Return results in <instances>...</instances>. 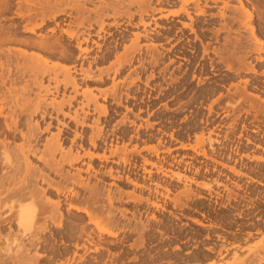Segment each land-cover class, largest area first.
Returning a JSON list of instances; mask_svg holds the SVG:
<instances>
[{"label":"bare ground","instance_id":"6f19581e","mask_svg":"<svg viewBox=\"0 0 264 264\" xmlns=\"http://www.w3.org/2000/svg\"><path fill=\"white\" fill-rule=\"evenodd\" d=\"M10 1L11 0H0V9L5 10L8 6H10ZM249 1L250 0H179V3L175 2L176 4H180L179 9L171 10L166 15L161 14L159 18H167L169 15L175 17L186 15L189 18L190 23L185 22L182 24V27L189 28L193 33H196L194 23L195 15L197 17H205L207 15V9L216 8L222 4V9L231 10L233 14L230 17L227 16L226 12H220V14L216 15L223 21L229 18L230 22H228L229 24H226L225 22L223 27L215 31L214 34L218 36L222 31L229 34L232 30L230 23H239L241 27L248 29L252 37L254 48H244L245 50L241 52L244 53L243 56L236 57V61L241 68L245 67L250 72L256 74V68L251 62L247 61V57H250L253 52H264V42L259 38L260 36L258 35L257 26L255 24L256 14L253 8L249 7ZM153 2L154 0H18L15 3L18 7L16 15L21 18V23L12 25V27L0 26V136L4 137L3 139H0V264H49L48 261L60 260L63 258L64 252L60 251L56 245V242L60 238L63 239L61 236L63 234L59 231L66 224V217L63 212V207L67 204L69 206V210L73 209L76 212L84 213L87 216L88 224L94 225L95 229L99 233V238H102V235L105 234L110 237L116 236V232L111 230V227L113 228L118 226V221L114 219V216L109 211L107 212V215L104 213V211L107 210V205L105 206L104 204H100L101 199H104L103 196L106 188H104L102 192L99 188H97L98 186L90 185L88 182L90 181L89 178L88 181H86L83 174L86 173L88 175H94L96 178L98 175L104 174L110 178H115V180L119 178L121 179L120 172L113 169V167H111L106 172H102L101 169L95 170L91 162L97 159L101 163L112 162V164L115 163L119 166L121 164L127 165L130 163L129 154L125 147L127 145L124 147L122 146L123 148L121 147L120 149L118 147L116 149H110L109 155L106 154L105 149L104 151L102 149V154H99V152L94 153L92 150L86 151L87 145L93 149H98L103 146L107 147L108 141H110L109 138L111 139L110 134L106 135V131L105 134L103 133V126L105 125H101L102 121L100 122L99 118L100 116H107L111 110H109L106 105L100 104L98 101L99 97H102L104 100H106L110 92L108 90H100V95H97L94 93V89H90V87H87L85 90H81L78 80L81 79L82 81L87 82L92 81L103 83L105 82V77H110L112 68L113 73L117 75L126 67L130 69L134 68L131 70L132 72H136L140 69L148 70V66L146 67L147 64L154 70L161 67L163 64L164 54L156 53L158 52L156 45H152L156 49V52L152 51L149 53L152 57L151 62L145 64L146 62L143 63L140 61L139 65H135V62L138 63V59L136 60V54L140 55L144 48L141 45L140 40L141 38L146 39L147 37H150L148 36L147 27L153 24V22H145V16L152 12L150 14L155 18V13L162 11V9L155 8L156 6L152 7ZM161 2H163V0ZM231 2H237L238 5L234 6L231 4ZM87 4L94 5V8H87ZM172 5L174 4L172 3ZM133 9L134 11H132ZM91 15H94L95 18H91ZM135 16H138L139 18L138 23H133ZM90 18L95 19V22H93L94 20L92 21ZM110 18L114 20V23H106V19ZM124 18L128 19L127 23H119L116 21L117 19L122 20ZM124 21L125 20H123V22ZM153 21L156 27H161L156 18ZM52 22L54 23L55 27L49 30V32L51 31L52 33H55L56 28H61V34L67 36L69 45L62 44L63 36L55 37L54 40L52 38L53 41H48L43 38L39 40H30L18 37L19 33L17 30L19 28L23 29L22 32L24 33L35 34L37 30L44 28ZM31 23H35V25L30 26ZM64 26H67L68 28H64ZM130 28L137 30L143 28V33H132L134 37V39L131 40L132 45L124 47V52L122 54H114V51L119 48L118 43H121V40L123 39L122 32L128 31ZM151 28L152 27H149V30ZM112 29L115 31L113 32ZM116 33H118V35H116ZM107 36L113 39V43H111L108 47H106L107 44H105L108 40ZM73 42L75 43V45H73L74 50L78 52V55L76 56H73V51H71L70 48ZM112 44H114V46H111ZM12 45H15V47L16 45H20L22 47H26L27 49L24 48L26 50L33 49L38 52H36V54L33 53L32 55L29 54V56L27 51L23 49L17 50L15 47H12ZM146 49H149V46H147ZM206 52L207 48L205 47L204 53ZM44 53L49 54V57L50 55L54 57L59 55L66 64H63V61H61L62 63L59 61L60 63H54L50 66L48 58H45V55H43ZM218 53L219 52H217V54ZM94 55L95 57H93ZM112 57L115 58V61L111 64V66L110 63L108 65L109 67L106 66L107 69L109 68L107 72L106 70H102L103 68L101 69V67L99 69L101 64H104ZM256 59V61L263 62L264 57L259 55ZM80 61L81 63L79 64ZM173 61L171 60L172 63ZM225 67L226 71H231L233 69V66L230 63ZM167 68L168 66L164 69V71H166ZM95 70H98L99 73L96 74ZM15 71L22 73H26V71H32V73H34L36 76L34 82H36V79L39 80L40 76L43 78L47 76L49 77V82H53L54 84V86H51V84L45 86L42 78H40L42 79L40 82L37 80L36 85L38 86L37 88H39V92L38 95H36L38 97V101L35 102V108L32 106L34 110L31 108V104H29L30 102H28L27 99H24L25 96L29 94L30 89L24 86L22 91H18L13 87L6 88L8 84H13V82L17 80L13 77L16 73ZM60 73H62L64 76L62 81L59 80ZM77 76H80V78ZM151 77L155 78V75L152 74ZM137 78L140 79V77ZM113 82V89L111 93L113 94L112 97L117 98L120 96H118L120 93L116 91L117 84L115 83L114 79ZM201 83L202 81L199 80V84ZM246 83H248V81H246ZM60 85H63L64 92L71 89L73 96H70L69 94V97L66 96L68 99L62 98L61 101H57V99L54 98L50 103H47L49 100L46 101V98L49 94H59ZM80 94L84 97L83 102L87 101V104L85 103L86 105L81 108L84 115L81 117L78 111H75L74 114L65 112L64 108H66V106L68 107V105H74L72 104L73 100H75L78 95L80 96ZM236 94L241 100L235 102L232 108H236L237 105L242 101L250 100L251 97L264 102V99H261L258 94L249 93L245 89H240L237 87ZM9 97L12 98V105L9 103L10 101H8ZM133 97L135 98V96ZM221 97L222 96H220V98ZM219 99L215 100L214 103L219 101ZM90 104L93 105L92 110L88 109V111H85V107L89 108ZM117 104L121 105V101H118ZM212 105L209 106V112L212 111ZM251 108L254 109L257 114H264L263 107L256 108V105L253 103ZM126 110L131 111L132 109L126 107ZM31 112L32 117L33 113H35L34 115L38 113L41 117V122H45L47 119L49 121L50 119V121L47 122V127L43 131L50 130L52 126H54V121H56V124H58L57 135L52 136L51 139L47 140L45 149L41 151L43 153H40L41 155H39L40 149L35 148L39 142H36L37 139L35 140V143L31 140L34 139L33 135L35 134L31 135L30 132H27V134L20 128L22 124L21 119L26 114ZM90 114H97L99 117H97V119L94 118L93 122L89 123ZM66 119H69L70 122L74 123L76 127L74 136L72 135L73 138H69V135L66 137L65 134H62L63 128H66L64 130L68 131L67 129H69L70 126L69 123L65 122ZM121 123L124 125L126 122L121 121ZM39 125L41 124L37 121L36 126L32 128L37 127L38 129ZM129 125L134 126L135 122H129ZM149 125L150 124H148V126ZM78 127H81L83 131L78 132ZM85 128L91 130L89 136L86 135L84 131ZM111 131L113 133V130ZM36 132L37 131L34 133ZM36 135H40V133H36ZM17 136H20V138L23 140L22 144L20 146L18 145V147L15 145L16 148H14L15 146L11 148L12 143L15 142L12 140L19 138ZM67 143L71 144L68 150L65 149ZM100 143L102 146H99ZM198 143L200 146V144L204 143V140L199 138ZM159 145H161V140L159 141ZM159 145L147 148L150 152L159 157ZM192 149L194 151L196 150L195 147H192ZM262 150L264 151V149ZM134 151L137 154L141 153L139 152L140 149L138 151L135 148ZM170 151V149L167 150V152ZM205 152L203 154L207 155V152ZM57 155H60L59 159L57 158ZM37 157L38 160L43 163L44 167L52 172L56 178H59L58 181H55V177L54 179L51 178V174L49 175L46 172L44 173L43 170L41 171L38 166L36 167L33 164L32 159ZM115 157H117V160H115ZM86 159L90 160L88 163H86L87 167L77 168L76 173L65 169L66 165L73 168L76 166V164H79ZM210 159L212 160V158ZM256 159L264 161V157H257ZM143 163L144 165L156 167L157 172H163L162 166H158L157 163L152 162L147 158H143ZM11 171H13V173H11ZM144 171L149 174L152 173V171L147 170L146 167H144ZM233 171L239 174V172L235 170ZM114 173L117 174L115 175ZM174 175L179 180H181V176L183 177V175L180 176L179 173H175ZM129 182L133 181L130 180ZM258 183L264 185L261 182ZM44 184L47 187H44ZM133 185L135 187H143L137 183H133ZM77 188L81 190H77ZM189 189L185 190L184 195L188 198L191 196H196V194ZM83 191H89L90 196L86 197V199H81ZM169 192V189H167V194ZM106 193L107 197L105 196V198H107L109 205H112L115 196L114 192H112V196L111 190L106 189ZM121 193L122 191L118 194ZM53 196H56L57 198L55 199ZM127 196L129 199H131V201H136L139 203L144 200L141 195H136L134 191L127 193ZM118 198L115 200H118ZM107 200L105 199V201ZM175 201L180 202V198L176 199ZM79 202L84 203L85 205H82ZM152 205L158 209L160 207V204L157 202H153ZM77 219V221H83L82 217L77 216ZM7 225L9 226L6 227ZM14 225L17 226L16 229H12ZM52 229L56 230L51 232ZM95 229H91L92 231H89L87 226L84 224L81 225L80 229L73 227L69 230V232L67 231L68 234L65 233L67 235L66 239H68V241L71 243L72 241L75 242L74 248H78L79 241H84L83 243L86 241L88 244L94 243L97 244L99 248H103L104 246H102L103 244L101 239L97 238L99 240L95 241V235H98L97 232V234H95ZM49 231L51 232L50 237H45V235L43 236L45 232ZM141 235L143 234L141 233ZM61 242L63 243V240ZM261 243L257 246V248L261 247ZM80 245L82 246L83 244L80 242ZM84 246L87 248V245ZM97 246H95V248ZM99 248H96V251H98ZM257 248L256 250H253V252H256ZM33 251L34 253H32ZM47 251H51V256H47ZM257 253H259V251H257ZM258 258L259 259L257 260L256 264H264V255H259ZM244 260L239 259L237 253H235L234 260L232 262L229 261L227 264H246ZM215 262L210 264H216Z\"/></svg>","mask_w":264,"mask_h":264},{"label":"rangeland","instance_id":"374dc122","mask_svg":"<svg viewBox=\"0 0 264 264\" xmlns=\"http://www.w3.org/2000/svg\"><path fill=\"white\" fill-rule=\"evenodd\" d=\"M16 1H18V0H15V1L11 0L10 6H8L5 10L0 9V26L12 27V25H17V24L21 23V18L16 15V11L18 9V7L15 4ZM231 4L234 6L238 5L237 2H231ZM248 5L250 8H253V10L255 11V14H256L255 15V24L257 26L258 35L260 36L259 38L264 42V0H250ZM86 7L92 9V8H94V5L87 4ZM166 7L169 8L168 11L162 10L159 14H156L154 16L157 17V16H160L161 14L166 15L169 13V11L173 10L172 8H170L168 6H166ZM209 10H213V11L218 10L219 11L218 14H220V12H226L228 17H230L233 14L231 10L222 9V4H220L215 9H207V14H208ZM132 11H134V9ZM86 15H88V14H86ZM90 17L95 18L94 15H91ZM179 17L169 15L167 18H165V20H170L171 18H179ZM199 18L204 19V16H199ZM138 19H139L138 16H135V18L133 19V21H134L133 23L137 22ZM91 20L92 21L94 20L93 22H95V19H91ZM106 20L105 21L108 24L114 23V20L112 18L106 19ZM123 20H125V21L123 22ZM127 20L128 19L124 18L122 20L117 19L116 21L119 23H121V22L127 23ZM147 21H145V22H147ZM157 22L159 23V25H161L162 28L156 27L154 24H151L149 27H152L154 30L152 28L149 30V27H147L148 36H150V34H152V33L157 35L158 32L163 31V26H167L166 24H163L159 20ZM225 22H226V24H229L228 23V22H230L229 18H227V20H225V21L222 20L221 22H219V24H215V25H209V24H204V23H198L197 25L195 24L196 33H193L194 35L195 34L196 35H207V36L214 35L216 40H213V41H217V42H213L212 40L207 39V41L209 43L207 44V47H206L207 52L203 56L204 57L203 61L205 64L207 62L212 61L209 64L211 71H207V73H202V74L196 73V75L201 77V79H199V80L202 81V83L199 84L198 87L196 86L197 78H194L195 80L192 82L191 86L189 88H187L185 86V83H187V81H188L187 79L189 78L187 76V74L186 75L183 74L182 71L177 72L175 70L174 71L172 70L173 69V66L171 65L172 62H171V60H170V62L168 60L169 59L168 54H170V53H169V50H168V53L166 51V48H169V44H165L164 40H151L149 38H146V39L141 38L140 43L144 48H143V51H141L140 55L136 54V60L138 59V63L135 62V65L136 66L139 65L140 61L143 63L146 62L145 64L151 62L152 57L150 56L149 53H151L152 51L156 52L155 51L156 49L152 46V45H156L157 46L156 48L158 51L156 53H163L164 54L163 64L161 65L160 68H157L154 70L153 68H151V66H149L147 64L146 67L148 66L147 67V69L149 68L148 70H146V69L141 70L140 69V70H137L136 72L135 71L132 72L131 70L134 68L130 69V68L126 67L125 68L126 70L123 69L121 72H119V74L115 75L113 73V70H112L113 68L110 67V68H112L111 72H110L111 73L110 77L109 78H108V76L105 77V82H103V83H97V82H92V81L87 82V81H82L81 79L78 80L80 83L81 90H85L87 87H90V89H94L93 91L97 95H100V90L101 91L108 90L110 92L108 95V98L106 100H104L102 97L98 98V101L100 104L106 105L108 107V109L111 110L110 113L107 116H100V117L97 114H93L95 116L90 114L89 115V123L90 122L92 123L94 118L97 119V117H99L100 122L102 121L101 125L102 124L105 125V126L102 125L104 128L103 133L105 134L107 132L106 135L111 134L110 137H111V139L113 138V141H112L113 143L111 142V139L109 138L110 141H108L109 145L107 144V147L103 146V147H100L98 149H93L89 145H87L86 151L92 150V152H94V153L99 152V154H102L104 149H105L106 154L109 155L110 149H116L117 147L120 149L122 146L124 147L125 145H127L125 147L127 149V152L129 154V158H130L129 164H127L125 166H124V164H121L123 167L116 165V164L114 165L112 163H106V162L101 163V162H99V160L95 159L91 162L94 169L95 170L101 169L102 172H106V170H109L110 167H113V169L120 172V175H124V174L128 173V171H127L128 167H130V171L131 170L136 171V169H132L134 163L139 164L142 162L143 168L146 167L147 170H151V171L157 170L156 167H152L151 165H144L143 158H147L150 161L157 163L158 166H162V170H163V172L158 174L159 177H161V181L157 185H149L146 181V179H147L146 178L145 181H143V183H142L143 184L142 188L141 187H135L133 185L124 186L120 181L115 180V178H110L104 174L98 175L97 178L94 175H88L86 173L83 174L86 181H88V178H89L90 181H88V182L90 183V185L98 186L97 188H99L102 192H103L104 188H106L107 190L110 189L111 193L114 192L115 196H114V200H113L112 205H109L107 198H105V196L107 195L106 189H105L104 196H103L104 199L103 198L101 199L100 204H104L105 206L107 205L106 206L107 210L105 209L106 211H104V213L106 215H107V212L109 211L114 216L115 220L120 221L122 218V214L126 213L129 210L128 208H130L131 205L141 204V203L131 201V199L128 198L127 193L133 192V191L135 192L136 195H141L143 197L144 200L142 201V204H145L146 202H148L150 200H154L158 204H163V201L168 202L169 201L168 198L173 196L174 193H176V196L177 195L179 196V194H182L185 190H188L189 188H190L189 190H191L192 192L197 194L196 196H191V197L206 196L208 193L210 195L223 194V191H220V189H222V186H220L216 180H212L211 182H208V183L197 182L196 181L197 177L190 175V173H188V171L175 170L174 168L167 165V163L174 162V160H177V163L179 162V163L183 164V163L197 162L198 160L203 159V157L208 156L206 158L207 162L225 163V162H232V158H234V159L237 158L238 163L246 162V163H250L253 165H257L256 170H258V172H260V173H256V175H251V176L253 177V179L258 180L259 182L264 184V161L256 159L257 157H264V152L261 149H257L254 152H250V150H246L244 152L245 155L242 156L241 153H243V151L241 149L238 150V147L236 149H234L236 143H231L230 141L235 139L236 142L237 141L244 142V137L240 136L239 138H236L233 136V134H231V133L228 134V132H237V131L246 132V131H249L251 129L264 131V114L263 113L257 114L255 112V110L251 108L253 103L256 105V108H260V107L264 108V102H261L255 98L251 97L250 100L242 101L237 105L236 108H232V106L235 104V102L241 100L239 98V96L236 94L237 87L240 89H245L249 93L258 94L261 97V99H264V73H263L264 72V60H263V62L256 61L257 60L256 58L259 55L264 57V52H260V53L253 52L250 57L249 56L247 57V61L251 62L252 65H254V67L256 68V70H257L256 74L250 72L245 67L241 68L236 61V57L243 56L244 53H241V52H243L245 50L244 48H246V47H247L246 49H248L249 47L254 48V45L252 43L251 34H250L248 29L241 27L239 23H234V24L230 23L232 30L229 34L222 31L219 33L218 36L215 35L214 32L217 31L218 29L222 28L223 24H225ZM35 23H31L30 26L35 25ZM54 27H55V25L53 22L49 23L44 28L37 30V32L35 34L24 33V32H22L23 29L19 28L17 30V32L19 33L18 37L19 38L22 37V39L26 38V39H30V40H39V39L43 38V39H46L48 41L49 40L51 41L52 38L54 40L55 37L63 36L62 37V44H68L69 45V42L67 41V36L64 34L63 35L61 34V28H56L57 32L55 31V33H52L51 31L49 32V30H51ZM64 28H68V27L64 26ZM107 29H108V27H107ZM142 30H143V28H140L138 30L130 28V29H128V31L122 32L123 39L121 40V43L119 42L120 44L118 43L119 48L116 51L113 50L114 54H117V53L122 54L124 52V49H123L124 47H126V46L128 47V46L132 45L131 40L134 39L132 33H134V32L135 33L136 32L143 33ZM201 30H202V32H201ZM209 30H212V31H209ZM112 31L114 32L115 30L112 29ZM189 32H192L189 28H183L181 26V31L178 34H181V33L188 34ZM56 34H57V36H56ZM52 35H53V37H52ZM116 35H118V33H116ZM31 38H33V39H31ZM107 39L108 40L105 43V44H107L106 47H108L111 43H113L112 38H109L107 36ZM210 42H212V44H210ZM73 45H75L74 42L71 44L70 48H71V51H73V54H74L73 56H76V55H78V52L74 50ZM18 46H20V45H16V47H15V45H12V47H15L17 50L23 49V50L27 51L28 55L29 54L32 55L33 53L36 54V52H38V51H35L33 49L32 50L28 49L29 50L28 51V50H26L27 49L26 47L20 46L21 47L20 48ZM111 46H114V44H112ZM147 46H149L150 50L146 49ZM24 48H26V49H24ZM146 50H148V51H146ZM217 52H219L220 54L219 53L217 54ZM43 55H45L44 56L45 58H48L50 66L54 63H60L61 61H63L59 55H57L59 58L57 56H55L56 57L55 58L54 56H51V55L49 57L48 56L49 54H45V53ZM93 57H95V55ZM112 58L104 63L106 65L101 64V66H99V69L101 67V69L103 68L102 70H106V72H107V70L109 68L107 69L106 66L109 67L108 66L109 63L111 66V64L115 61V58L114 57H112ZM172 58H173V56H172ZM214 60H217L219 63L218 64L215 63ZM80 63H81V61L79 62V64ZM229 63L233 66V69L231 71H226L225 66L228 65ZM63 64H66V63L63 61ZM170 65H171V67H170ZM167 66H168L167 70L164 71V69ZM216 67H218V70H216ZM151 70H154V71L150 74ZM168 70H169V72H168ZM232 71L239 72L237 75L238 77H233V78L227 79L226 76H231ZM15 72H14L15 74L13 77H14V79H17V80H15L13 82V84H8L6 86V88L13 87L14 89H17L18 91H22V89L24 87H27L28 89H30V91L33 90L31 92L29 91L30 95L28 94L29 96L27 95L24 98V99H27L28 102H30L29 104H31V108H33L35 105V102L38 101V97L36 96V95H38V92H39V88H37L38 86L36 85L38 79H36V82H34L36 76L34 75V73H32V71H26V73L25 72L22 73V72H18V71H15ZM213 72L217 73L218 76L212 77ZM244 72H247V73H244ZM95 73L96 74L99 73L98 70H95ZM61 74L62 73H60L59 80L62 81L64 76H63V74L62 75ZM152 74L155 75V78L151 77ZM22 75H23V77H22ZM18 77H20V78H18ZM77 77L80 78V76H77ZM137 77H140V79H138ZM40 78H42L43 80ZM40 78H39L38 82H40L42 80L45 86L49 85V84H51V86H54L53 82L52 83L49 82V77L45 76L43 78L40 76ZM113 79H114L115 83L117 84V90L116 91H118L120 93V94H118V96L120 95L119 96L120 98L119 97H117V98L112 97L113 94L111 93V91L113 89V83H114ZM215 80H217L216 82L225 85V87H218V89H219L218 91H215L214 89H212V87L215 86V83H213V81H215ZM246 81H248V83H246ZM81 82H82V84H81ZM143 83H145V84H143ZM138 85H140V86H138ZM82 86H83V88H82ZM214 91L217 94L212 96L211 94H213ZM69 94H70V96H73V92L71 91V89L64 92L63 85H60V91H59V94H57L58 96L55 93L53 94L55 96H53L52 94H49L46 98V101L49 100L47 103H50L54 98H56L57 101H61L62 98L68 99L67 97H69L68 96ZM206 95H208L207 96L208 99H204L206 97ZM133 96H135V98ZM220 96H222V97L220 98ZM18 97H20V96H18ZM142 97H143L144 102L141 104V106L146 111H144L143 113H139L137 111V108H139V106L134 105V103L136 104L137 101H139V99H141ZM9 99H8V101H10L9 103L11 104L12 98L9 97ZM217 99H219V101L214 103V101ZM83 100H84V97L81 94H80V96L78 95L77 98L75 100H73V102L74 101L75 102L74 103L72 102V104H74V105H71V106L68 105V107L66 106V108H64L65 112H69L71 114L72 113L74 114L75 111H78V113L82 117V115H84V113L81 110V108L87 104V101L83 102ZM118 101H121V105L117 104ZM210 105H212V107H213L211 112H209V106ZM126 107H128L129 109L131 108L132 110L127 111ZM202 107H208V109H203ZM34 108H33V110H34ZM78 108H79V110H78ZM92 108H93V105L90 104L89 108L85 107V111H88V109L92 110ZM31 114H32V112L29 114H26L21 119L22 124H21L20 128H21V130H23V132H26V133L30 132L31 135L35 134V135H33L34 139H31V140L35 143V140L37 139L36 142L38 141L39 144L37 146H35V148L40 149L39 155H41L40 153H43L41 151L45 149V144H46L47 140L51 139L52 136L57 135L58 124H56L57 122L54 121L53 125L55 127L52 126V128L50 130L43 131L47 127V124H48L47 122H49L50 119H49V121L47 119V121L41 122V117L38 113H36V115H34L35 113H33V117L31 116ZM125 114H126V117H125ZM141 115L145 117V120L140 119ZM217 115L220 117L222 116V121H220L219 119H216V121L212 122V124L215 125L218 123L220 125L217 126L214 131L211 130V132L209 134H206L204 132L206 129L202 128V125L203 124L206 125V123H201L200 117L201 116H206V117L208 116V121L210 122V120ZM190 116H194V117L191 119ZM156 117H161L160 118L161 119L160 124H155V122L159 121V120H157ZM226 120H227V122H224ZM37 121L41 124V125H39V128L38 129H37V127L32 128V127L36 126ZM121 121L122 122L124 121L126 123L123 125V123H121ZM132 121L135 122L134 126L129 125V122H132ZM168 121H170V122L168 123ZM65 122L70 124V126H69L70 131H69V129H67L68 131H66V130H64L66 128H63L62 134L63 135L65 134L66 137H67V135H69V138H73L74 133L76 131V127H75L74 123L70 122L69 119H66ZM31 124H32V126H31ZM148 124H150V125L148 126ZM161 124L166 125L164 128H162L163 131H159V132L156 131V128H159L161 126ZM221 125H223L224 127H222ZM253 125H255V126H253ZM188 126L192 127L190 130L192 131V133H195V136H191V135L190 136H184L182 134L178 135V133L174 131V130H177L178 132H182L184 130H187ZM31 129H33V130H31ZM217 129L227 131V134H225V136L213 135L212 132H216ZM111 130H113V133ZM131 130H135L136 134L137 133H140V134L143 133L144 138H145V134H147V133H155L154 138L151 141H147L146 143H143L142 146L141 145H136V146L134 145L133 146V143H135L134 141H130L128 139H123V138H117V136L121 137V131H124L125 133L132 134ZM33 131L34 132L37 131L36 133L37 134L40 133V135H36V133H34ZM82 131H83V129L81 127H78V132H82ZM84 131H85L86 135H88V136L90 135L89 133H91V130L88 128H85ZM108 132H110V133H108ZM17 137H19V138L12 140L13 142L14 141L15 142L12 143L11 148L15 145L18 147V145L20 146L22 144L23 140L20 138V136H17ZM3 138H4L3 136H0V139H3ZM199 138L201 140H204V143L200 144L201 147L199 146V143H198ZM160 140H161V145H159ZM250 140H253V139L250 138ZM110 142L112 143L111 145H110ZM157 145H159V148H160L159 157H157L154 153L150 152L149 149L147 148V147H152V146H157ZM239 145L240 144L238 143L237 146H239ZM16 146L14 148H16ZM70 146H71V144L67 143L65 146V149L68 150ZM99 146H102L101 143L99 144ZM177 146H180L181 149L173 150ZM240 146H243V145H240ZM134 147L138 151L140 149L139 152H141V153H138V154L135 153ZM192 147H195L196 150L194 151L192 149ZM220 147H223V148H220ZM230 148L232 151H230ZM102 149H103V151H102ZM168 149H170L171 151L167 152ZM218 150H219V152L225 151V152H228V154L230 153L231 158L230 159H225V158L222 159L223 154L217 153ZM237 150H238L239 155H237V153H236ZM204 152L207 155H204L203 154ZM176 154H178V156H176ZM226 155L227 154L225 153V156ZM57 158L59 159L60 155H57ZM116 158L117 157H115V160H117ZM210 158H212V160ZM32 160H33L32 161L33 164L36 167L38 166V168H40L41 171L43 170L44 173L46 172L49 175L51 174V178L54 179L55 175L52 172H50L46 167H44L43 163L38 160V157L34 158ZM140 160H142V161H140ZM84 161H86V162H84ZM84 161H83L84 165H83V162L76 164V166L73 168L66 165L65 169L69 170L73 173H76L77 168H79V167L86 168L87 167L86 163H88L90 160L86 159ZM258 166H259V168H257ZM171 169L175 170V172H170L169 170H171ZM123 172H125V173H123ZM241 172H244L245 174L248 173V171H245V170H242ZM11 173H13V171H11ZM163 173L165 175H162ZM175 173H179L180 176L183 175V177L181 176V182H183V184L179 183L177 186H173L172 184H169L166 181L163 182V179L169 180L170 178H175L178 180V178L175 177V175H174ZM144 175L146 177H148V175H153V173L149 174V173L145 172ZM239 175L245 177V175H243V174L239 173ZM58 180H59V178L55 177V181H58ZM257 182H254L251 180L252 186L255 187L256 189L259 188L260 190H263V192H261V193L259 192L258 195L257 194L252 195V197L257 196L258 198L252 199L249 202H245V204L250 205L251 207L255 206V208L257 206H259L260 208L264 209V202H263L264 201V186H260ZM44 187H47V186L44 184ZM236 187H238V186H236ZM236 187H230L229 186L228 187L229 189L226 190V192H228V196L230 197L229 200L225 201V204H226V202L228 203L227 204L228 207H229V205L236 204L231 199V197H236V198L239 197V194L237 195L235 192H238V193L242 192L241 190H237ZM147 188H149V189H147ZM165 188H166V190H165ZM167 189H169V191H170L168 194H167ZM175 189H177L178 192L175 191ZM77 190H81V189L77 188ZM235 190H237V191H235ZM121 191H122V193L118 194ZM53 195H54V192H53ZM111 195L113 196V193ZM116 195H117V197H116ZM151 195L157 196L159 199H161V201H157L156 198L155 199H153V198L149 199ZM89 196H90L89 191H85V192L83 191L82 195H81V199H86V197H89ZM118 196H119V198H118ZM181 196L183 197V195H181ZM53 197L55 199L57 198L56 196H53ZM117 198H118V200H115ZM105 199L107 201H105ZM104 201L106 202V204ZM76 203H77V201H76ZM79 203H81V202H79ZM242 203H243V201H242ZM81 204L85 205L84 203H81ZM162 207H163V205H162ZM63 208H64L63 212H64L65 217H66V219H65L66 224L59 231L63 234V235H61L63 237V239H61V238L58 239L56 242V245L60 249L61 252H64V256L60 260L48 261L49 264H51V263L55 264L56 262H57L56 264H68V263L69 264H124L126 258H125L124 252L121 251V247H120V240H121V237L124 234V232H122L120 230V228L122 227L120 224H118V226H115L113 228L111 227V230L116 232L115 237H110L107 234H105V235H102V238H99L98 237L99 233L95 229L94 225L88 224V218L84 213H78L73 209L69 210L68 204L65 205ZM164 208H166V207H164ZM159 209L161 211V208H159ZM250 210H251V208H250ZM262 213H264V211ZM259 214L260 213H258L256 215V217L259 216ZM77 216L82 217L84 222L83 221H77L78 220ZM83 224L87 226L88 230L90 228L92 230L95 229V234L98 233V235L94 234L96 236L95 241H98L99 239H101V242L103 244L102 246H104L103 248H99V246H97V244H94V243L88 244L86 241H85V243H83L84 241L83 242L79 241L78 242V248L79 249H78V248H74L75 247L74 241L70 240V241H72V243H71L68 241V239H66L67 238L66 234H68L70 229H72L73 227L74 228L77 227V229H80L81 225H83ZM8 226L9 225H7L6 227H8ZM16 228H17L16 225H14L12 227V229H16ZM53 230H56V229H52L51 232H54ZM247 230H249V229H247ZM250 231H252V230H250ZM49 232H45V234H43V236L45 235V237L46 236L50 237L51 232L50 233ZM257 232L258 233H256V234L249 235L247 240H242L241 242L235 241L233 244H230L231 248L224 250L222 252L221 257H219L217 259H208L209 262L207 264L213 263L215 261H216L215 262L216 264L217 263L218 264H223V263L227 264L229 261L232 262L234 260L235 253H237V256L239 259H243V260L245 259L244 261L246 262V264H256L257 260L259 259L258 258L259 255H261V256L264 255V251H263L264 228H261V230H258ZM142 234L143 235L140 234V241H138V242L136 241L135 244L133 245L134 247L136 246L139 249L137 251L138 253L142 252V246H146L144 239H145V236L147 235V233L144 231ZM141 237L143 239L142 240L143 242L141 241ZM97 238H99V239H97ZM60 240L61 241L63 240V243ZM80 242H81V244H83L82 245L83 247L80 245ZM260 243L262 244L261 247L257 248V246ZM84 245H87V248H85L86 246H84ZM64 246H66L65 247L66 249H62ZM95 246H97L96 248H99L98 251H96ZM256 248H257V251H259V253H257V251L253 252V250H256ZM34 251L32 253H34ZM50 253H51V251H47V256L48 255L51 256ZM76 255H78V256H76ZM72 256H74L76 258H74ZM70 258H71V260H70ZM139 258H141V257L139 256ZM133 260H137V259L134 258ZM127 264H137V262H130Z\"/></svg>","mask_w":264,"mask_h":264},{"label":"flooded vegetation","instance_id":"af4514ba","mask_svg":"<svg viewBox=\"0 0 264 264\" xmlns=\"http://www.w3.org/2000/svg\"><path fill=\"white\" fill-rule=\"evenodd\" d=\"M161 1L162 0H154V2L152 3V7L156 6L155 8L165 11L169 10V8H167L166 6L172 8L173 10H177L180 7V4H176L179 3V0H163V2ZM172 3L174 5H172ZM218 12V10H209L207 16H205L204 19L199 18L195 15L194 23L196 25L198 23L209 25L219 24L222 19L216 16ZM149 14L147 15L148 18L147 16H145L146 19L144 18L145 21L148 20V23L153 22L154 24L153 20L156 18L157 21L159 20L163 24L167 25L163 26L164 28L162 32H158L157 35L152 33L149 38L151 40H164L165 44H169V48H166V51L168 53L169 50L170 53L168 54L169 62L170 60H174L171 64L173 66L172 70H175L177 72L182 71L183 74H187V76L189 77L187 79V83H185V86L187 88L191 86L192 82L195 80L194 78H197L196 86L198 87L199 79H201V77L196 75V73L202 74L207 73V71H211L209 64L212 61L205 64L203 61V56L205 55L204 49L209 43L207 39H210L212 41L216 40L215 36L194 35L193 32H189L188 34H178L181 31V26L183 23H190V20L186 15H180V17L178 16L179 18H171L170 20H165V18H163L162 20V18H159V16L154 18L153 16H151V14ZM138 22L139 19L135 23ZM210 44H212V42H210ZM214 62L217 64L219 63L217 60H214ZM216 70H218V67H216ZM153 71L151 70L150 74ZM238 73L239 72L232 71V75L226 77L227 79L238 77ZM217 76V73H212V77ZM216 81L217 80L213 81V83H215V86H213L212 89L218 91V87H225V85ZM215 91L213 94H211L212 96L217 94ZM207 96L208 95H206L204 99H208ZM143 102L144 101L142 97L141 99H139V101H137L136 104L134 103V105L139 106V108H137V111L139 113H143L144 111H146L141 106ZM202 108L208 109V107ZM190 117L192 119L194 116ZM219 117L220 116L218 115L213 117L210 122L208 121V116L200 117V122L206 123V125H202V128L206 129L204 131L206 134H209L211 130L214 131L216 127L220 125L218 123L215 125L212 124V122L216 121V119L222 121V116L220 118ZM156 118L159 121L155 122V124H160L161 117ZM140 119L145 120V117L141 115ZM227 120L224 122H227ZM169 122L170 121H168V123ZM165 126V124H161L159 128H156V131H163L162 128H164ZM221 126L224 127L223 125ZM191 128L192 127L188 126L187 130H184L182 132H178L177 130L174 131L177 132L178 135L182 134L184 136H195V133H192V131L190 130ZM131 132L132 134L121 131V137L117 136V138L134 141L135 143H133V146H142L143 143L151 141L154 138L155 134L147 133L145 134L144 138L143 133L136 134L135 130H131ZM229 133L233 134V136L236 138H239L240 136L244 137V142H236L235 139L230 141L231 143H236L234 149L238 147V150L241 149L243 151V153H241L242 156L245 155L244 152L246 150L254 152L257 149H264V131L251 129L246 132L237 131L228 132V134ZM212 134L215 136H225V134H227V131L217 129V131L212 132ZM250 138H252L253 140H250ZM111 141H113V138L111 139ZM238 143L243 146H237ZM178 149H181V147L177 146L173 150ZM238 150L236 152L237 155H239ZM230 151H232L231 148ZM217 153L223 154L222 159L231 158L230 153L228 154V152H219L218 150ZM225 153L227 154L226 156ZM176 156H178V154H176ZM167 165L174 168L175 170L188 171L190 175L197 177V182L208 183L212 180H216L218 184L222 186V189H220V191H223V194L210 195L208 193L206 196L188 198L184 195L185 191L182 194H179V196H176V193H174L173 196L168 198V202L163 201V204H160L159 208H161V211L160 209L152 205L153 202H156L154 200H150L145 204H142L141 202V204L131 205L130 208H128L129 210L126 213L122 214L121 220L118 221V224L122 226L120 230L124 232L120 240L121 251L124 252L126 258L124 264L130 262H137V264H207L209 262L208 259H217L221 257L222 252L225 249L231 248L230 244H233L235 241L241 242L242 240H247L249 235L256 234L258 233V230L264 228V213H262L264 209L260 208L259 206H257L256 209L255 206L251 207L250 205L245 204V202H249L252 199L258 198L257 196L252 197V195H258L259 192H263V190H260L259 188L256 189L251 184V180L254 182L258 181L253 179V177L251 176L256 175V173H260L258 172V170H256L257 165L246 162L238 163L237 158H232V162L212 163L207 162L206 157H203V159L198 160L197 162L183 164L179 162L177 163V160H174V162H169L167 163ZM120 166L123 167L122 165ZM233 168L240 174L245 175L246 178L234 172ZM257 168H259V166ZM132 169H136V171H130V167H128V173L121 175V179H117L124 186H131L133 185V183H137L143 186L142 183L146 178V181L149 185H157L161 181V177H159L158 175L161 172H157V170L152 171L153 175H148V177H146L144 175L145 171L142 162L139 164L134 163ZM175 170L171 169L169 171L175 172ZM242 170L248 171V173L245 174L244 172H241ZM162 175L165 174L163 173ZM128 180H132L133 182H129ZM164 181L172 184L173 186H177L179 183L183 184L181 180H177L175 178H170L169 180L163 179V182ZM259 185L264 186L261 184ZM229 186H238L236 187V189L241 190L242 192H235L237 195L239 194V197H231V199L236 204L229 205L228 207V203L226 202L225 204V201L229 200L230 198L228 196V192H226V190L229 189ZM175 191H177V189H175ZM181 195H183V197ZM151 198H156L157 201H161V199H159L155 195H151L149 199ZM179 198L180 202H176L175 200ZM258 213L260 214L256 217ZM144 231L147 233L144 239L146 246H142V252L138 253L137 251L139 249L136 246L134 247L133 245L136 241H140V234ZM142 240L143 239L141 237V241ZM65 247L66 246H64L62 249H66ZM139 256L141 258H139ZM134 258H136L137 260H133Z\"/></svg>","mask_w":264,"mask_h":264}]
</instances>
